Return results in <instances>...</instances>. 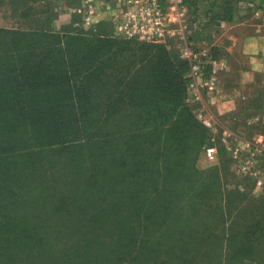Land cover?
<instances>
[{
	"label": "trees",
	"instance_id": "obj_1",
	"mask_svg": "<svg viewBox=\"0 0 264 264\" xmlns=\"http://www.w3.org/2000/svg\"><path fill=\"white\" fill-rule=\"evenodd\" d=\"M9 1L13 8L28 0ZM36 1L29 0L32 3ZM230 1L234 0L203 6L199 0H186L189 23L202 25L204 29L200 34L194 32L192 38L205 39L204 33L211 26L217 27L220 21L229 20ZM80 19L81 15L73 17L72 21ZM212 53L217 57L213 47ZM187 71L188 63L180 59L178 53L171 54L164 45L118 38L109 35L105 27L104 30L96 29V32L71 27L69 22L62 32L49 27H0V114L7 116L19 112L22 107H29L33 111L42 107L43 113H47L48 107L52 105L58 110L56 122L62 124L53 131L57 138L48 134L36 142L31 141V137L29 140L21 138L22 132L28 131L27 125L20 123L9 129L0 127V191L5 193L0 192V248L5 245L8 248H48L45 239L38 237L27 222L9 215L10 212L19 214L21 209H28L27 204L21 203L24 200L21 196L23 185L20 186L17 176L9 174L21 170L22 166V170L33 166L30 160L36 157L34 154L47 149L62 151L67 157L73 149L81 150V156L76 161L87 164L82 153H85V145L96 139L82 136L72 138L71 135L76 131L63 126V123L71 119L81 123L86 115L93 114L95 103L101 97V110H97L100 120L104 119L108 123L113 121L122 114V105H129L135 120L140 121L142 127H147L148 132L144 130L137 138L126 141L124 152L110 157L109 166L114 169V173L108 179L109 188L104 189L97 180L92 182L100 188L97 198L81 202L75 200L73 195L70 198L59 197L60 193L54 195L60 205L58 210L79 214L84 220H95L96 207L97 214L103 216V213L109 218L105 220V225L102 220L97 222L99 229L103 227L105 234L110 231L106 234L109 241L99 234L96 241L89 239L83 245L74 247L78 248L74 253L68 251L69 259H60L63 262L58 264H90V260L105 264V260L110 257L125 264L128 262L126 259L133 258V245L137 242L140 244L139 241L147 236L153 215L156 212L157 215L158 212L163 213V219L160 218L156 226L161 229L162 222L170 221L169 216H166L167 203L175 202L176 197L182 198L190 191L188 188L183 193L176 186L169 187L179 182L186 166L184 159L178 163L171 158L172 154H185L186 157L193 155L192 171L199 178L203 175L195 168L194 160L205 143L208 131L197 120L191 108L193 105L185 101ZM37 114L40 120L34 126L41 128L46 118ZM106 140L111 143V150L117 147L114 135L107 136ZM91 148L94 150L97 146L92 145ZM92 154L88 159L90 165L97 161L91 159ZM9 180H13L14 186H5V181L9 183ZM11 187L17 190L13 192ZM247 187L248 184L241 193L230 194L239 198L240 194L247 192L248 200L252 203L245 206L251 215L250 221L238 230L232 224L234 219L222 233L228 249L225 264H264V194L254 195ZM197 192L200 195L193 190V194L199 195L202 201H205V197L215 199L221 206L219 215L226 219L222 216L224 203L221 204L223 194L220 184L215 186L213 182L205 188H197ZM8 193L22 200L7 201L6 205L5 200H2ZM226 206L232 208L228 202ZM253 212L256 213L255 217L252 216ZM88 226L93 230L90 221ZM123 248H129V258L122 255ZM74 254L76 256L71 257ZM39 264H42L40 260Z\"/></svg>",
	"mask_w": 264,
	"mask_h": 264
},
{
	"label": "rangeland",
	"instance_id": "obj_2",
	"mask_svg": "<svg viewBox=\"0 0 264 264\" xmlns=\"http://www.w3.org/2000/svg\"><path fill=\"white\" fill-rule=\"evenodd\" d=\"M81 4V0L80 2L79 0H38L33 3L28 0L25 4H17L16 7L12 8V11L17 15L18 28L21 29H34L33 21L39 16H45V23L43 24L45 27L51 28L52 15L66 10L71 13L66 22L67 24L69 22L71 27L75 26L82 31L92 29L93 32H96V29L104 30L105 25L100 20L89 24L85 23L81 16L80 20L72 21L73 17L78 18L81 15ZM22 12L26 14L22 15ZM0 27L6 28L3 25H0ZM198 27L194 29L192 24L189 26L192 36L195 33L200 34L203 32L202 25ZM106 32L118 38L136 40L111 33L107 30ZM139 42L162 44L171 54L178 53V44L173 37H166L162 42ZM244 65H246L245 62ZM246 80L252 91V97L251 101L245 105V112H242L246 114L243 120L245 124L244 131L242 133L236 132L245 138L256 135L264 136V71L251 77L248 76ZM101 103L102 99L99 97L95 103L93 114L86 115L87 117L81 123L75 122L73 119L66 123H63L62 120L59 121L65 124L63 126L76 131L71 135L72 138L82 136L96 139L89 141L85 145L86 147L84 146L85 153L82 154H85L87 164L83 165L76 161L81 156V150L73 149L67 157L62 151L54 150L52 152L47 149L34 154L36 157H32L30 160L33 162V166L24 170H22V166L21 170L17 169L9 174L19 178L20 186L23 185L21 196L24 200L21 203L24 202L28 205L27 211L23 208L19 214L10 212L9 215L14 216L17 220L27 222L34 229V232L37 233L38 237L45 239L48 248H43L42 250L41 248L31 246L8 248L5 245L0 248V264H39V260L42 264H58L63 262L60 259L67 257L69 259L68 251L69 253H74L73 251L78 249L74 247L83 245L89 239H92L93 242L96 241L99 234L101 238H104L106 241L108 240L106 234L110 231H106L105 234L103 227L99 229V223L97 222L102 220V224L105 225V220H109V218L103 213V216L97 214L96 207L95 213L97 216L94 217L95 220H89L91 225L94 226L93 230H91L88 226V219L84 220L81 215L68 213L64 209L58 210L57 208L60 205L54 196L60 193L59 197L65 196L67 198L69 196L70 198L73 195L76 198L75 200L81 202L97 198L100 195V188L92 182H96L95 180H97V182L103 184L102 187L104 186V189L107 190L109 188L108 179L114 173V169L109 166L110 157L114 154L123 153L126 141L133 140L135 137L137 138L147 130V127H142L143 125L140 121L135 120L129 105L123 104L122 107L124 109L122 110V114L117 115L113 121L108 123L104 119L100 120L97 115L98 111L101 110ZM22 105L25 104L22 103ZM191 108L193 111L195 110L193 106ZM35 110L37 111H33L29 107H22L19 112L7 116L0 114V127L9 129L16 124L20 125V123L27 125L29 126L28 131L27 133L25 131L22 132L21 138L29 140L31 137L30 140L34 142L38 138L42 139L48 134L52 135L53 138H57L53 135L55 134L53 131L62 125L56 122L58 121V110L54 109L52 105L48 107L47 113H43L42 107ZM215 111L220 113L219 108H216ZM37 113L42 114L46 118L41 128L34 126L40 120V116ZM94 118H98L99 120ZM111 134L114 135L115 144L117 143V147H114L113 150L109 147L111 143L106 140L107 136ZM92 145L97 146V148L92 150ZM201 150L202 147L198 150V156L194 160L195 168L203 173L201 178L192 171L193 155L192 157H186L185 154H172L171 158L174 161L181 163V160L184 159L186 166L183 169L179 182L171 184L169 187L176 186L183 193L188 188H190V191H187L182 198L176 197L175 202L171 201L167 203L166 216H169L168 219L170 221L168 223L162 222L163 227L161 229H158L156 226L161 221L160 218H162L163 213L158 212L159 215H157L156 212L153 215L150 223L151 229L147 233V236H144V239L139 241L140 244L137 242L133 245L134 249L132 253L134 257L126 259L128 262H125V264L130 262L133 264H137V262L140 264L226 263L228 249L224 239H222V233L230 221L234 219L232 224L238 230H241L250 221L251 215L248 214V207L245 206H248L252 202L248 200L249 195L247 192V195H245L246 193L240 194V197H237L238 199L235 194V196L230 195L233 192L241 193L245 190L239 187V184L242 185L241 178L235 171V165L232 163L229 154L222 151L223 154L216 161L209 162L201 157ZM93 151L96 152L92 154ZM91 154V159L97 161L90 165L88 159ZM72 161L73 163L70 164ZM234 180H236L235 183ZM12 181L9 180V183L5 181V186H14ZM213 182L215 186H219L220 184L223 194L221 204L224 203V205L222 204V216H225L226 219H222L219 215V208L221 206L216 203L215 199L205 197V201H202V198L199 196L200 194L197 192V188H205V186ZM11 189L13 192L17 190L16 187H11ZM194 189L195 193L199 195L193 194ZM0 192L4 193V191ZM12 195L11 193L6 194L2 201L5 200L6 203L11 200L16 202L22 200L20 197ZM227 202L230 203L232 208L228 209L226 206ZM6 205L8 204L6 203ZM193 207H198V209L196 210ZM233 207L237 209L233 210ZM258 214L257 212V216ZM252 216L255 217L256 213L253 212ZM121 224H123V221ZM100 240L98 239V241ZM128 250L127 248L122 249L121 253L124 258H129L130 253ZM75 256L76 254L71 257ZM88 262H91L90 264H98V261L90 260ZM105 264H123V262L113 260V257H110L105 260Z\"/></svg>",
	"mask_w": 264,
	"mask_h": 264
},
{
	"label": "built area",
	"instance_id": "obj_3",
	"mask_svg": "<svg viewBox=\"0 0 264 264\" xmlns=\"http://www.w3.org/2000/svg\"><path fill=\"white\" fill-rule=\"evenodd\" d=\"M119 1L123 7V36L144 42H162L173 37L177 42L179 58L188 63L185 100L193 105L196 118L208 131L201 157L211 162L220 157L221 151L227 152L244 181L239 187L245 189L248 184L251 193L263 195L264 136H240L204 108L205 98L219 89L226 63L213 55L212 47L203 39L192 38L186 0ZM83 21L89 23L88 17ZM192 26L199 28L196 23Z\"/></svg>",
	"mask_w": 264,
	"mask_h": 264
},
{
	"label": "crops",
	"instance_id": "obj_4",
	"mask_svg": "<svg viewBox=\"0 0 264 264\" xmlns=\"http://www.w3.org/2000/svg\"><path fill=\"white\" fill-rule=\"evenodd\" d=\"M199 1L203 6L208 3L218 5L222 2ZM81 2L82 19L88 17L89 24L100 20L107 31L122 35L123 7L119 0ZM228 7H231L230 19L220 21L217 27L211 26L208 32L204 33L206 36L203 40L214 48L217 58L226 63L219 89L212 96L205 98L204 108L221 123L229 125L233 132L242 133L245 128V105L252 97L246 78L264 71V0H234L230 1ZM70 14L66 10L54 13L51 19L52 30L62 32L67 26ZM45 18L39 16L34 19L33 28H45ZM18 24V17L13 13L10 1L3 0L0 4V25L14 29L18 28ZM216 108L220 109V113L215 111Z\"/></svg>",
	"mask_w": 264,
	"mask_h": 264
}]
</instances>
